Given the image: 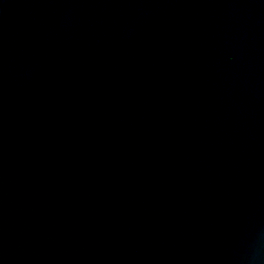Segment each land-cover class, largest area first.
I'll return each instance as SVG.
<instances>
[{
	"label": "water",
	"instance_id": "95a60500",
	"mask_svg": "<svg viewBox=\"0 0 264 264\" xmlns=\"http://www.w3.org/2000/svg\"><path fill=\"white\" fill-rule=\"evenodd\" d=\"M0 264H264V0H0Z\"/></svg>",
	"mask_w": 264,
	"mask_h": 264
}]
</instances>
